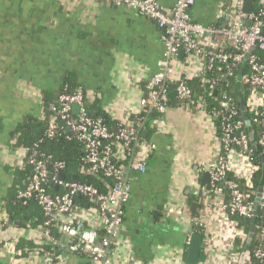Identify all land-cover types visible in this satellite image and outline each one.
Masks as SVG:
<instances>
[{
  "label": "crops",
  "instance_id": "0c3cea01",
  "mask_svg": "<svg viewBox=\"0 0 264 264\" xmlns=\"http://www.w3.org/2000/svg\"><path fill=\"white\" fill-rule=\"evenodd\" d=\"M158 1L166 10L176 2ZM224 1L196 0L190 15L203 25L217 22L216 11ZM161 53L160 30L154 21L107 0H0L1 215L12 188L20 184L22 190L27 184L20 179L23 170L17 160L22 153L12 133L28 117L41 116L42 94L58 90L63 77L71 74L90 100H100L111 118L127 121L139 115L138 100L146 81L157 72ZM170 98L166 111L144 129L143 138L154 149L143 160L145 173H132L123 223L112 245L113 264H190L184 260L191 236L188 229L198 233L191 218L204 214L208 194L199 199L184 189L208 191L210 179L207 184L202 181L200 163L213 162L220 144L210 118L180 105L174 94ZM232 161L241 164L236 158ZM193 202L200 204L199 212L190 211ZM168 208L185 216H168ZM82 216L101 230L94 211L86 210ZM38 229L9 221L0 227V245L23 239L42 246ZM59 243L51 259L37 255L38 248L37 253L18 258L0 247V264H90L88 258L69 250L68 238L61 236ZM207 250L202 245L194 264H205Z\"/></svg>",
  "mask_w": 264,
  "mask_h": 264
},
{
  "label": "built area",
  "instance_id": "2783aa9c",
  "mask_svg": "<svg viewBox=\"0 0 264 264\" xmlns=\"http://www.w3.org/2000/svg\"><path fill=\"white\" fill-rule=\"evenodd\" d=\"M107 1L155 22L161 32L162 44L157 72L146 81L144 94L138 100L139 115L143 110L145 114L139 116L134 124L119 126L114 133L109 132L100 120L86 117L80 90L60 94L57 105L49 107L59 123L54 118L49 121L47 136L53 137L62 128L75 135L84 145L82 161L88 171H102L106 177L114 180L106 192L99 193L91 185L60 179V174H64L62 163L53 162L50 172L44 158L28 156L26 149H19L23 159L18 167L22 170L29 167L31 171V177L19 198L23 201L36 200L47 216L48 220L38 229L43 244L55 243L49 229L53 223L59 222L58 231L69 239L71 252L85 256L90 264H113L112 245L123 223L132 173H145L143 160L154 149V145L142 137L143 127L152 113L163 114L166 111L170 94H174L179 101L191 102L193 107H186L210 118L213 123L214 118L220 119L217 157L213 162L200 163V172L208 174L210 178L208 201L204 214L191 218L198 233L203 236V245L208 247L205 264H264V182L260 187L256 211L258 223L255 222L250 250H247L249 229L238 226L236 220L237 217L251 220L258 192L252 189L256 167L249 149L250 134L244 129L241 112H238L229 91L224 89L215 98L221 110L208 112L203 101H192L193 92L186 83L188 79L200 78L203 85L212 88L223 80L222 77L232 76L236 72L238 75L244 56L249 54L241 76V88H247L243 104L246 114L253 117L254 124L264 123V0H257L248 15L242 11L243 0H229L231 5L224 7L222 4L217 8V23L209 25L192 19L190 10L196 0H176L170 10L161 6L158 0ZM181 50L183 56L179 58ZM213 69L222 72L218 79L202 78L205 71ZM169 83L176 85L172 91H167ZM101 140H115L117 153L110 145H102ZM256 144L264 148V130ZM114 156L121 162L125 160V164H114ZM235 158L242 165L232 161ZM238 180L243 181L245 190H242ZM50 186L57 192H52ZM76 195L88 197L96 207L83 209L75 202ZM86 210L95 212L101 230L87 224L82 216ZM166 214L185 216L183 211L173 208H168ZM8 223V215L3 209L0 227ZM215 231L222 235L215 234ZM16 243V240H11L0 247L19 258ZM242 256L243 262L240 261Z\"/></svg>",
  "mask_w": 264,
  "mask_h": 264
},
{
  "label": "trees",
  "instance_id": "16d2710c",
  "mask_svg": "<svg viewBox=\"0 0 264 264\" xmlns=\"http://www.w3.org/2000/svg\"><path fill=\"white\" fill-rule=\"evenodd\" d=\"M254 3L257 0H253ZM231 5L229 0L223 2V6L227 7ZM217 22L211 23L216 24ZM209 25V24H208ZM161 35V32H160ZM182 62V60H180ZM222 72L216 71L213 69L211 71H205L202 78L206 79H218L221 76ZM221 82H217L214 87L210 88L209 85H203L200 78H192L186 80L187 85L192 89L193 97L192 101L196 103L197 101H203L207 107V111H217L221 110L218 107V103L215 101V98L219 96L221 90L229 91L231 97L233 98L234 104L239 111V104L236 91V81H237V72L232 76L222 77ZM175 84H167V91H172L175 88ZM227 86V87H226ZM80 90L83 95L84 103V112L87 118L92 120H100L111 133H114L119 126H123L124 123H136V120L139 116L144 115L145 111L143 110L138 116H131L127 121L122 122L121 120H115L111 118L102 108L100 100L95 97L91 100L89 99L88 94L85 90L75 81L74 76L67 74L63 77L62 84L60 88L56 91L47 90L42 94L41 99V109L42 114L37 118L28 117L24 122L19 124L15 131L12 133L13 140L15 141V147L18 149H26V155L32 156L35 158H44L47 161V168L52 172V163L60 162L63 164V179L74 181L78 183H84L95 187L99 193L106 192L109 187L114 183V180L110 177H106L102 171L96 173H90L87 169V165L83 163L82 158L85 156L84 145L77 139L75 135L67 131L66 128L57 130V133L53 137H48L46 134L47 125L49 121L54 118L57 123H59L57 117L49 109L51 105H57V98L62 93H74L75 91ZM242 100L245 101L247 96V88H241ZM176 100L182 106L193 107L191 102H182L177 98ZM169 103L172 102V98L169 97ZM158 113H152L150 119L145 123L143 129H148L149 124ZM248 115L249 127L247 128L244 125L245 131L250 134L253 138V145L250 143V153L253 165L256 167V171L253 174L252 184L253 191H258V189L263 185L264 182V148L256 144L257 139L264 130L263 124H254L252 121V116ZM217 129V135H221L220 128V119H213ZM145 139V138H144ZM147 141V139H145ZM102 145H110L114 151L117 153V142L115 140L104 141L101 140ZM113 163L116 165L125 164L124 161H119L115 156L113 157ZM20 173V179L29 181L31 177L30 168H24ZM58 176V174H56ZM238 183L242 190H245L243 181L238 180ZM15 186L6 196L3 202V209L9 215L10 223L16 221L19 222V227L26 229H37L42 227V225L48 220L45 216L42 208L39 206L36 200L28 199L21 200L19 194L21 193V187ZM222 187V185H218ZM52 188V192L56 193V189ZM210 189V188H209ZM75 202L80 205L83 209L96 207L95 204L86 196L76 195L74 198ZM259 215V214H258ZM238 226H243L246 229H249L250 220H246L240 217L236 218ZM258 223V218L257 221ZM57 223H53L50 227V234L53 236L55 241L52 245H42L39 247H34L30 245L27 241L20 239L16 243V251L19 253V258H26L29 254H32L33 251H39V254L45 257L55 258L57 252L58 243L61 239V233L58 231ZM199 232V231H198ZM184 260L187 263L194 264L195 262H190L187 260L186 255L184 254ZM253 264H258L254 262Z\"/></svg>",
  "mask_w": 264,
  "mask_h": 264
},
{
  "label": "water",
  "instance_id": "95a60500",
  "mask_svg": "<svg viewBox=\"0 0 264 264\" xmlns=\"http://www.w3.org/2000/svg\"><path fill=\"white\" fill-rule=\"evenodd\" d=\"M254 6V1L253 0H243V6H242V11L244 14H250L252 12ZM183 56V51L181 50L179 52V58H182ZM249 54H246L242 60L241 63V70L238 72L237 75V81H236V91H237V98H238V104H239V110L241 112L242 115V119L244 120V124L245 126L248 128L249 127V121H248V115L245 112V106L243 104V100H242V93H241V76H242V72H243V68L245 67L246 61L248 59ZM171 95V94H170ZM75 110H78L77 107H75ZM147 131L143 130L142 131V137H144L146 135ZM250 142L253 145V138L250 135ZM254 148V145H253ZM60 179H63V175L60 174ZM209 175L208 174H204L202 177V181L207 184L209 181ZM26 186H24L22 188V192L25 190ZM260 192H261V188L258 189V192L256 194L254 203H253V217L250 220V226H249V234H248V241H247V250H250V244H251V240L254 236V232H255V221H256V211H257V206H258V202H259V197H260ZM184 193L186 194H191L193 196H197V198L199 199H204L206 198V190L203 189H197V188H191L189 186H186L184 189ZM201 206L199 203L197 202H193L190 206V211L192 213H196L199 212ZM188 233L191 235L190 236V242L186 248V258L188 261L190 262H197L200 257H201V252H202V245H203V236L200 233H195L192 231V228L188 229ZM244 257L242 256L240 261L243 262Z\"/></svg>",
  "mask_w": 264,
  "mask_h": 264
},
{
  "label": "rangeland",
  "instance_id": "374dc122",
  "mask_svg": "<svg viewBox=\"0 0 264 264\" xmlns=\"http://www.w3.org/2000/svg\"><path fill=\"white\" fill-rule=\"evenodd\" d=\"M230 1H234V0H230ZM22 159H23V155L21 156V157H19V159L17 160V165L19 166L20 165V163H21V161H22Z\"/></svg>",
  "mask_w": 264,
  "mask_h": 264
}]
</instances>
